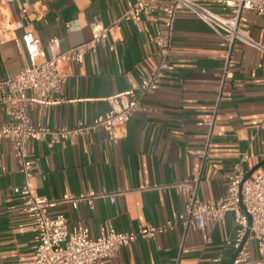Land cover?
I'll list each match as a JSON object with an SVG mask.
<instances>
[{"label":"crops","instance_id":"0c3cea01","mask_svg":"<svg viewBox=\"0 0 264 264\" xmlns=\"http://www.w3.org/2000/svg\"><path fill=\"white\" fill-rule=\"evenodd\" d=\"M128 0H16L17 15L23 4L40 18L28 22L42 47L59 40L65 51L91 38L90 22L97 16L107 26L120 17ZM217 13L228 10L221 0H194ZM243 32L264 49V14L247 10L240 23ZM151 25L122 22L115 33V48L87 53L84 63L72 65L61 99L47 106L32 105V122L72 127L89 123L105 111L106 98L134 89L158 61ZM221 36L191 11L176 15L169 66L161 87L143 98L144 110L136 111L117 143L108 133L94 129L89 134L60 143L30 140L27 148L34 160L29 180L34 194L57 198L64 193L108 191L117 193L95 199L93 209L80 204L51 208L62 213L70 225L83 223L95 237L102 229L137 231L147 224L174 218L187 200L176 183L200 177L198 194L214 202L226 190V175L245 153L247 174L254 176L264 162V50L239 42L233 49L234 75L220 91L224 68ZM48 55V51H46ZM26 61L13 41L0 45V80L15 75ZM7 118L0 107V123ZM207 147L204 156L194 151ZM23 176L8 140L0 141V264L33 256L35 233L31 217L22 209L25 197L13 192ZM167 186V187H163ZM236 233L232 213L208 222L203 229L181 227L138 239L121 247L101 264H229L235 254L230 243ZM248 258L236 264H255L253 241L246 247ZM233 264V263H232Z\"/></svg>","mask_w":264,"mask_h":264},{"label":"built area","instance_id":"2783aa9c","mask_svg":"<svg viewBox=\"0 0 264 264\" xmlns=\"http://www.w3.org/2000/svg\"><path fill=\"white\" fill-rule=\"evenodd\" d=\"M14 1L0 0V45L13 41L25 53L26 61L15 75L0 80V107L7 118L0 123V141L8 140L12 145L13 157L24 179L22 185L13 188V192L25 197L21 207L31 217L35 233L32 239L33 256L30 259L19 258L12 264H101L102 258H113L121 247L138 239L152 238L176 227H181L184 232L203 229L208 222L221 221L228 213H232L236 224L235 237L230 242L237 251L232 263L245 261L249 257L246 247L253 241L257 253L255 264H264V164L257 174L247 177L245 163L250 157L245 153H240L232 165L226 175V190L214 202L207 203L199 197L200 177L196 174L172 185L188 194L182 210L174 218L155 225L147 224L137 231H116L110 226L92 237L85 224L79 222L70 225L65 215L52 214L51 208L69 204L77 209L80 204H86L93 209L95 199L108 197L114 201L117 193H64L57 198L36 195L29 184L34 160L27 148L30 140H47L56 144L85 136L94 129L106 131L108 141L117 143L133 113L145 109V95L161 87L169 66L176 15L182 9L191 11L221 36L220 46L225 61L218 86L221 91L226 81L234 75L232 53L237 43L263 49L243 32L240 23L247 10L263 15L264 0H221L228 10L226 13L214 12L194 0H128L123 13L110 25L105 26L97 16L93 17L90 22L91 38L65 51L59 50V40L56 38L49 41L46 49L42 47L36 31L28 24L41 15L26 4L14 15L11 11ZM143 20L152 27V40L159 59L141 77L136 90L128 89L107 97L109 107L89 123L79 121L67 127L31 121L30 106L52 105L61 99L65 82L72 73V65L80 67L85 55L95 53L99 48L113 51L115 33L120 31L121 23H139ZM207 147L208 144L194 153L204 156Z\"/></svg>","mask_w":264,"mask_h":264},{"label":"water","instance_id":"95a60500","mask_svg":"<svg viewBox=\"0 0 264 264\" xmlns=\"http://www.w3.org/2000/svg\"><path fill=\"white\" fill-rule=\"evenodd\" d=\"M263 163H264V162L260 163L258 166L262 165ZM251 174H252V171H250V173L247 174V177L251 176ZM236 254H237V251H235V254H234V256H233V259H234V257L236 256ZM233 259H232V261H231L229 264H232Z\"/></svg>","mask_w":264,"mask_h":264}]
</instances>
